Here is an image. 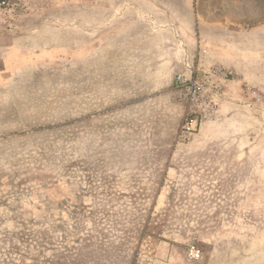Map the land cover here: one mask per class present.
<instances>
[{"label":"rangeland","instance_id":"rangeland-1","mask_svg":"<svg viewBox=\"0 0 264 264\" xmlns=\"http://www.w3.org/2000/svg\"><path fill=\"white\" fill-rule=\"evenodd\" d=\"M10 2L0 264H264V0ZM231 48L257 79L179 138L174 75Z\"/></svg>","mask_w":264,"mask_h":264},{"label":"built area","instance_id":"built-area-1","mask_svg":"<svg viewBox=\"0 0 264 264\" xmlns=\"http://www.w3.org/2000/svg\"><path fill=\"white\" fill-rule=\"evenodd\" d=\"M10 0H0V10L7 9ZM203 52H205L203 50ZM237 74L220 64L210 66L202 71L199 68H192L188 73H177L173 78V89L177 98L185 108L184 121L180 128L179 138H188L197 128L202 125V115L204 113L216 112L219 104L215 98L216 94L212 88L210 80L218 78L220 80L237 79ZM245 89L254 95L256 102L262 100L258 91L249 84H245ZM199 249L195 245H190L188 255L191 259L199 258Z\"/></svg>","mask_w":264,"mask_h":264},{"label":"crops","instance_id":"crops-1","mask_svg":"<svg viewBox=\"0 0 264 264\" xmlns=\"http://www.w3.org/2000/svg\"><path fill=\"white\" fill-rule=\"evenodd\" d=\"M0 15H2V14L0 13ZM15 48H16L15 44H11L10 45V44H5V43H0V53L3 54L4 58L5 57L9 58ZM211 52H213L214 54L211 56L210 59H208L207 56H202L201 54H198L199 55L198 57L197 56H193L195 54L192 53V55H191V53L189 52L188 55L190 54L191 56L189 55L190 57L187 56L185 58L187 60L186 61V66L184 67V71H181V73H188L192 68H194L191 65L195 61V59H197L198 61L196 63L197 64L196 68H199V69L202 68V67H204V68L208 67L209 68L212 65L220 64L223 67H226V68H229V69L233 70L237 74V76H238V73H239L242 77H244V79H239L240 81H242V80L253 81L254 79H257L256 76L252 75L253 72L257 71V69L255 68L254 70H252L251 66L248 63L245 64L244 60L248 58V56H247L248 54L247 53H244L243 51H241L240 58L232 59L234 57V55L236 54V52L232 48L228 49V50H224V52H223L224 53V59L227 60L228 63L222 64L219 61V60H221V58L218 56L219 52L216 51L215 49H213V51L211 50ZM203 54H204V52H203ZM235 68H237V69H235ZM177 73H180V72H177ZM237 79H238V77H237ZM232 80H236V79H232Z\"/></svg>","mask_w":264,"mask_h":264}]
</instances>
